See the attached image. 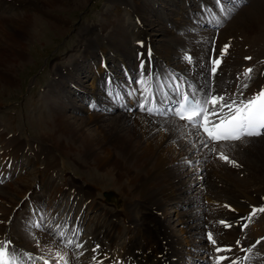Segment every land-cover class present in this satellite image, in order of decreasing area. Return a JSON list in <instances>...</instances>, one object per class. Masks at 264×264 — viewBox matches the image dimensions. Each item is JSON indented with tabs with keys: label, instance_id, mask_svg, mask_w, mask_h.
Returning a JSON list of instances; mask_svg holds the SVG:
<instances>
[{
	"label": "bare ground",
	"instance_id": "obj_1",
	"mask_svg": "<svg viewBox=\"0 0 264 264\" xmlns=\"http://www.w3.org/2000/svg\"><path fill=\"white\" fill-rule=\"evenodd\" d=\"M167 1L107 0V12L98 24L74 28L75 54L56 64L42 96L27 99L32 130L28 139L9 137L0 128V241L10 239L18 251L40 254L36 244L24 239L30 233L35 243L58 250L53 237L26 227L30 219L39 220L36 213L47 200L49 211L43 214L49 224L80 230L84 254L77 258L70 249L71 264H92L94 255L103 264H184L182 259L186 264H213V255L239 258L238 264H264V251H247L257 250L259 244L252 247L257 240L264 241V214L258 213L241 231V217H247L252 206L264 205V135L229 146L231 158L240 165L233 167L202 148L194 135L182 137L176 127L183 121L149 116L139 110L138 94L124 92L125 85L138 88L133 81L139 79L143 61L145 73H174L218 95H252L264 86V0H239L235 14L248 7L234 17H221L223 28L211 22L213 14L219 15L215 0L183 1L181 7ZM85 2L0 0V93L15 87V73L26 66L27 47L48 35L47 29L65 34L70 24L61 14L83 8ZM156 6H167L168 28L152 15ZM174 7L181 11L180 18H175ZM189 12L192 16L187 17ZM127 17L134 27L127 25ZM186 17L191 23L183 22ZM203 26L208 31L200 29ZM217 31L223 36L217 37ZM226 44L228 52L213 75L211 62ZM186 54L192 63L183 59ZM249 67L254 69L251 81L242 77ZM89 80L91 90L85 84ZM244 83H249L247 89L241 87ZM109 87L124 98L114 102ZM93 102L96 108L90 107ZM185 158L200 162L187 169ZM68 160L88 171L73 176L65 169ZM106 190L109 202L106 196L96 198ZM169 208L175 209L174 221ZM209 230L218 246L232 251L216 254L206 240ZM96 245L100 247L93 253Z\"/></svg>",
	"mask_w": 264,
	"mask_h": 264
},
{
	"label": "snow or ice",
	"instance_id": "obj_2",
	"mask_svg": "<svg viewBox=\"0 0 264 264\" xmlns=\"http://www.w3.org/2000/svg\"><path fill=\"white\" fill-rule=\"evenodd\" d=\"M238 2L239 0H215L219 8V15L213 14L211 22L216 27L222 26L221 17L225 19L231 17ZM141 46H143L142 43ZM228 48V44L224 45L220 49V57L212 60L211 72L213 75L221 64V58L228 52ZM183 59L188 63L193 61L190 54H186ZM245 59L250 60L251 57ZM140 69L139 79L133 81L138 85V88H134L127 93L128 96L139 95V110L149 116H171L178 121H183V125L177 126L176 131L182 137L189 135L197 137L200 146L216 153L217 158L222 162L233 167H240L237 161L231 158L229 146H234L235 142L244 141L246 138L264 135V86H261L258 91L250 96H245L243 91L230 96L218 95L197 88L174 73H168L164 76L152 71L145 73L143 61H141ZM253 72V68H246L242 73V77L247 81H251ZM108 83L111 85L112 81L109 80ZM241 87L247 89L249 83H244ZM107 94L114 102L124 98L118 89L112 87H109ZM90 107L96 108L97 105L93 102ZM195 147L196 144L193 143L192 148ZM193 155H196V153L193 152ZM199 162V160L193 161L188 158L184 160L188 167H193L194 164L198 165ZM198 171L197 169V173ZM224 207L229 206L224 205ZM258 213H264V205L252 206L249 215L241 217V220L244 221L241 229L247 228L248 222ZM36 215L39 220L30 219L26 227L47 231L53 237V242L58 246V250L54 251L50 247L41 246L40 241L37 240L36 247L39 249L40 254H34L27 250L18 251L12 241L7 239L0 241V264H53V261H55V264H71L70 249L76 250L75 255L77 258L84 254L81 251L84 244L79 240L80 230L78 228L65 230L62 224L45 225L42 209ZM219 223L225 227L231 226L223 220ZM261 239L264 240V237ZM206 240L214 247L216 254L232 251L230 247L218 246L211 230L206 233ZM260 242L261 240H257L252 247L260 244ZM236 244L239 246L240 241L237 240ZM59 246H62V250H59ZM99 247V245H96L92 249L93 253H97ZM241 251H244V249H241ZM247 251L251 252L252 248L247 249ZM211 258L213 264H224L225 261H228L229 264H238L239 259L224 255H213ZM104 259H107V257ZM244 259L250 260V257L245 256ZM92 264H103V260L94 255ZM115 264H120V261L117 260Z\"/></svg>",
	"mask_w": 264,
	"mask_h": 264
},
{
	"label": "rangeland",
	"instance_id": "obj_3",
	"mask_svg": "<svg viewBox=\"0 0 264 264\" xmlns=\"http://www.w3.org/2000/svg\"><path fill=\"white\" fill-rule=\"evenodd\" d=\"M148 1L150 3L155 2V0H148ZM156 1L158 2V0H156ZM168 1H169V3H171V2L178 3L179 4L178 7L182 6L181 2H183V1H188L189 2V3L187 2L188 4H190L192 2H195L198 4V2H196L197 0H195V1H193V0H175V1L174 0H168ZM206 1L210 2L209 0H206ZM107 5H108L107 0H86L83 8L81 7L79 9L72 10L71 12L61 14L64 16L67 15L68 18L67 17H64V18L67 19V21H69V24H70V25H68L69 30L67 29V32L65 34H59L58 35V33L55 34L54 30L47 29L49 32V33H47L48 35L42 34V37H40V39L35 42L36 45L32 44V45H29V47H27L28 51H27L26 66L24 69L21 70V72L15 73L17 79L20 76V78H19L20 80L19 79L17 80L14 78L15 82H16V84L14 85L15 87L9 88L5 92H2V90H1V93H0V128H2L4 130V133L8 132V135H10L9 137H12V136L14 137V135H17L16 138L20 137V138H23L24 140L28 139L27 136L29 135V133L31 134L32 130L30 127L31 124L27 123L28 119L26 117V115H27V113H26L27 112L26 111L27 110V99L31 98L33 96L34 97L42 96L44 89L52 81V74H53L52 71L55 68L56 64L64 63L65 60L70 61L73 54H75L74 47H77L76 45H77L78 37L75 33L74 28L82 27V29H83L84 25L98 24L99 21H101L100 18L102 16V14L106 11L105 9H106ZM248 5L249 4L247 3L246 7H248ZM244 6H245V4L242 5V7H244ZM211 7H213V6H211ZM246 7L239 9L238 10L239 12H236V14L233 13V17L238 15L239 13L243 12ZM165 8L167 9V6H165L164 8L161 6H156L154 12H152V15H156V17L159 18V20H160L159 23H160L161 27L164 26V27L168 28L169 21L166 19V17H164V15H166L169 10H165ZM174 9H177V15L176 16L174 15L175 18H180L179 15L181 14V11H179V9L175 8V7H174ZM216 13H217V11H216ZM191 14L192 13L189 12V14H187V17L192 16ZM57 16L59 19H61V16L59 14H57ZM187 17H186V19H184L183 22L184 23L186 22V24L191 23L190 19H187ZM127 18H129V23H127V25L134 27L135 22L130 17H127ZM192 24L194 25L193 27L199 29L200 25L198 23L196 24L195 22H192ZM70 26L72 29L70 28ZM204 27H206V26H203L200 29H202L203 31H206L207 29ZM223 27H224V25L222 26V28ZM212 31H215V30H212ZM166 33H170V36L173 35V32H166ZM217 33H219V31H217ZM220 35L223 36V32H220L217 35V37H219ZM130 37H131L130 41L132 42L131 47L133 48L134 45H136V43H134V37L133 36H130ZM23 40L26 41V39L24 37H23ZM157 40H159V39L157 38ZM107 53H108V51H107ZM133 62L134 61L132 60V63ZM191 69H192V66H191ZM90 82H92V80L85 82V84L89 87L88 88L89 90H91L92 86H93L92 83H90ZM123 82L125 83V81H123ZM131 84H132V82H131ZM131 84H129V86H131ZM133 85H136V84L134 83ZM124 88H125L124 92H126V93H128L130 91V89L131 90L134 89V87L128 88L127 85H125ZM126 93H124V94H126ZM76 103L83 104L79 100L78 101L75 100L74 104H76ZM83 106H85V105L83 104ZM136 114H138V113L135 111L133 113V115H136ZM132 119H134V117ZM3 121H5V122H3ZM7 130H9V131H7ZM23 139H21V140H23ZM78 162L82 163V161L79 159H78ZM67 163H69V164L65 165V167H66L65 169H67V172H69L71 174L73 173L72 175L76 176L77 178L81 174L88 171L83 166L80 168L75 163L70 162L69 160ZM85 166H87V164ZM186 168L188 169V166H186ZM67 172H65V173H67ZM206 172H207L206 169L202 168V173L204 175ZM66 176H69V175L66 174ZM9 181L11 182L12 180H8L7 182L10 183ZM106 192H107V190L102 192V194H99L96 198L105 200V198L107 197L108 199L106 198V200L109 202L111 199L109 200L110 197H108L109 195H107ZM108 192H111V193L113 192L114 194L116 193L115 191H112V190L108 191ZM104 196H106V197H104ZM118 203H115V204H118L117 207L120 208L122 206L123 201H120ZM30 205H32V203H30ZM49 205L50 204L48 203V201L45 200L44 201V207L42 209L43 212L49 211L47 209V207ZM19 211H21V209ZM35 212L36 211L32 209L30 213L33 215V213H35ZM75 213L76 212H74V214ZM262 214H264V213H261V215ZM174 215H175V209L169 208L168 209V216L173 218V219H171L172 221H174V219H175ZM14 216H15V214H14ZM44 216L49 218V216H47V214ZM46 217H45L43 223H45V225H48L49 219H47ZM57 219L58 218L56 217L55 221ZM91 219H92V216L88 221H86V223H90ZM172 225L176 226V224H174V223ZM205 230H206V228L204 229V231ZM30 231H32V229H30ZM37 231L40 234L43 233L42 235L46 234L47 236L52 238V236L45 233V231H42V230H37ZM201 231H202V229H200V232ZM241 231H243V230H241ZM252 231H253V229H252ZM202 235H204V233ZM31 236L29 233V235L24 239H26V241H28L29 243L30 242L33 243V246H34L36 243L34 242V239L31 238ZM249 242H251V240ZM256 248H257V250H254V251L252 250V252L259 254V249L264 251V241H261V243L258 245V247L256 246ZM261 256H263V255H261ZM180 261L183 262L184 264H186L185 261H187V259H182ZM201 264H206V263L202 262Z\"/></svg>",
	"mask_w": 264,
	"mask_h": 264
}]
</instances>
